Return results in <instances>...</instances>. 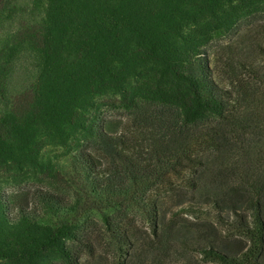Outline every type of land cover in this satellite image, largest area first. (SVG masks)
Wrapping results in <instances>:
<instances>
[{"label": "trees", "instance_id": "1", "mask_svg": "<svg viewBox=\"0 0 264 264\" xmlns=\"http://www.w3.org/2000/svg\"><path fill=\"white\" fill-rule=\"evenodd\" d=\"M7 2L0 0V11ZM46 5L30 108L23 119L0 115V264H81L98 250L113 264H127L136 223L157 237L158 198L195 188L205 145L219 149L218 126L244 129V108L229 106V94L204 97L201 82L185 69L212 38L263 12L264 0ZM258 101L254 109L261 114ZM115 109L136 114L142 124V138L130 150L104 129ZM72 152L77 163L62 175L54 160ZM32 188L52 222L9 206V192ZM258 188L248 214L214 200L181 206L177 215L209 220L230 237L247 239L238 256L211 251L221 263L259 264L264 219Z\"/></svg>", "mask_w": 264, "mask_h": 264}, {"label": "rangeland", "instance_id": "2", "mask_svg": "<svg viewBox=\"0 0 264 264\" xmlns=\"http://www.w3.org/2000/svg\"><path fill=\"white\" fill-rule=\"evenodd\" d=\"M46 6V0H8L0 11V115L23 119L30 108ZM185 71L201 82L204 97L229 94L228 105L243 107L249 119L242 130H232L230 124L218 126L215 144L219 149L212 151V144L205 145V164L197 169L194 189L180 187L158 198L157 237L136 223L127 264H224L210 252L234 257L247 250L245 237H230L209 220L177 215L181 206L209 205L216 200L248 214L257 196L254 186H259L264 219V112L254 109L258 100L264 106V11L212 38L190 58ZM250 93L255 97L251 99ZM141 126L136 114L116 109L104 123L105 131L123 140L127 150L142 138ZM93 144V150L97 149L98 140ZM77 157L78 152H72L54 163L68 176ZM39 192L37 188L9 192L8 204L27 207L38 220L52 222L43 213ZM258 261L264 264V248ZM81 264H113V258L98 250L93 257L84 255Z\"/></svg>", "mask_w": 264, "mask_h": 264}]
</instances>
